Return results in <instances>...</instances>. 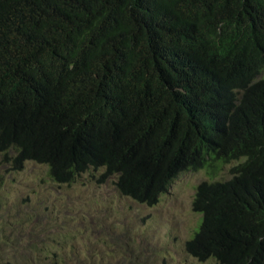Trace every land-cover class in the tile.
Segmentation results:
<instances>
[{
  "label": "trees",
  "instance_id": "trees-1",
  "mask_svg": "<svg viewBox=\"0 0 264 264\" xmlns=\"http://www.w3.org/2000/svg\"><path fill=\"white\" fill-rule=\"evenodd\" d=\"M263 7L264 0H0L1 162L15 170L48 164V177L70 190L80 186L73 183L87 162L74 159L82 154L90 165L99 160L114 195L148 204L179 173L203 168L218 181L196 188L200 218L186 252L264 264V195L243 191L251 179L264 190V81L223 113L214 139L180 109L186 96L165 90L184 87L180 60L264 52L255 32ZM232 163L233 178L217 179Z\"/></svg>",
  "mask_w": 264,
  "mask_h": 264
},
{
  "label": "rangeland",
  "instance_id": "rangeland-1",
  "mask_svg": "<svg viewBox=\"0 0 264 264\" xmlns=\"http://www.w3.org/2000/svg\"><path fill=\"white\" fill-rule=\"evenodd\" d=\"M234 163L226 166L220 179ZM205 171L183 173L168 197L146 206L87 182L62 189L47 168L12 169L0 155V264H217L183 249L200 215L192 211ZM60 186V187H59Z\"/></svg>",
  "mask_w": 264,
  "mask_h": 264
},
{
  "label": "clouds",
  "instance_id": "clouds-1",
  "mask_svg": "<svg viewBox=\"0 0 264 264\" xmlns=\"http://www.w3.org/2000/svg\"><path fill=\"white\" fill-rule=\"evenodd\" d=\"M255 32L257 36L256 38L264 41V20L262 19V16L260 20L256 21L255 23ZM161 43L164 44L165 42L161 41ZM236 45H239L238 39ZM160 54L163 58V53L160 52ZM180 62H182V65L177 72V76L184 77L186 79L184 87H166L165 90L171 93H179L186 96L187 102H185V104H183L180 109L195 122L206 124L211 127L213 129L210 130L211 137L213 139L216 131L221 128L223 113L225 111L228 113L232 109L233 104H235L244 95L247 89L255 85H259L264 81V52L260 54H242V49H235L234 52L228 53H223L220 50L215 52L207 51L201 56L180 60ZM202 95H204V98ZM198 99H200L199 102H197ZM83 118L88 123H94L86 116ZM86 148L88 151H92L96 147L94 144H92L91 147L87 146ZM80 161H85L87 163L83 168L84 171L80 172L79 179L77 181L75 179V183L73 184L80 185V189L83 191V193L89 192V189L87 188V182L97 186H109V184H103L105 178H101L104 169H97V167L94 166V164H97L99 160L92 161V165H90L91 163L88 161V159L80 154L74 159V162ZM43 166L47 168L48 174V169H50L49 165L44 164ZM203 170L205 171V169L200 168L196 172H201ZM183 173L194 172H182L176 177L172 178L166 187L156 196V202L152 204H148L147 201L136 200L129 196L123 197L132 199L135 202L138 201L147 207L156 205L161 198L168 197L169 187H171L176 179H178ZM228 176H230V178L224 179V181L233 178V175H230L229 173L227 174V177ZM217 179L221 180L219 176ZM215 181L218 180L210 179L208 176L207 179L202 180L195 187L193 200L196 196V188L199 187L201 183L213 184ZM254 182L255 181L252 179L249 180V183L246 182L243 191L250 196L259 197L264 195V190L262 191V185L259 184L254 187ZM193 200L191 202V208L192 211L195 212L192 207ZM185 244H183V249H185ZM215 262L217 263V261Z\"/></svg>",
  "mask_w": 264,
  "mask_h": 264
}]
</instances>
